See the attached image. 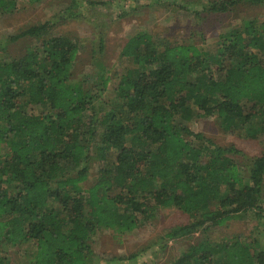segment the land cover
<instances>
[{
	"label": "trees",
	"instance_id": "1",
	"mask_svg": "<svg viewBox=\"0 0 264 264\" xmlns=\"http://www.w3.org/2000/svg\"><path fill=\"white\" fill-rule=\"evenodd\" d=\"M78 1L104 4L72 0L71 6ZM242 1L264 2L212 0L205 10L222 13ZM15 2L0 0V13ZM52 26L49 20L20 34L38 37ZM123 43L120 55L132 67L118 80L115 102L99 115H86L98 93L71 79L78 52L72 39L51 36L0 61V243L31 244L26 264H93L89 239L97 230L129 233L164 207L190 219L170 238L249 211L264 217V152L245 181L230 156L237 149L186 125L215 116L225 131L254 124L264 134V21L243 20L209 51L156 41L144 31ZM97 84L105 87L106 80ZM92 147L97 175L84 187ZM261 233L263 243L236 237L190 243L170 264H264Z\"/></svg>",
	"mask_w": 264,
	"mask_h": 264
},
{
	"label": "rangeland",
	"instance_id": "2",
	"mask_svg": "<svg viewBox=\"0 0 264 264\" xmlns=\"http://www.w3.org/2000/svg\"><path fill=\"white\" fill-rule=\"evenodd\" d=\"M71 1L16 0L13 7L2 11L0 61L18 58L51 36L62 35L72 39L78 44V52L72 65L71 79L82 81L98 93L86 112L87 116L90 112L99 115L115 102L118 80L132 67L121 57L120 51L123 42L137 32H147L156 41L191 43L200 50L209 51L215 48L220 36L239 26L243 20L264 21V2L242 1L219 13L205 10L212 0H92L104 2L98 6L84 5L79 1L71 6ZM49 20L54 22V26L44 35L20 34L32 25ZM100 78L106 80L105 87L97 84ZM99 87L101 91L97 89ZM41 108L46 109V106ZM39 109L25 106L28 112L36 113ZM186 125L220 147L237 149L238 153L230 156L239 164L245 181L252 160L264 152V134L254 124L233 133L225 131L215 116L192 118ZM100 133L98 128L96 139ZM187 139L193 140L191 136ZM91 150L84 187L90 186L97 175V156L94 147ZM261 185L260 204L264 209V177ZM189 221V217L179 209L164 207L157 209L153 218L129 233L116 234L99 229L89 239L93 264H170L190 243L217 242L229 237L247 243L254 240L263 243L264 217L259 219L252 211L223 226L199 229L191 236L168 237L167 234ZM32 250L31 244L11 246L1 242L0 258L4 259V264H26Z\"/></svg>",
	"mask_w": 264,
	"mask_h": 264
}]
</instances>
